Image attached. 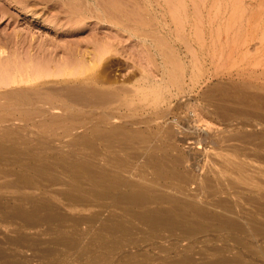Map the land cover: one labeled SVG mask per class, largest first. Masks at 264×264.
Returning <instances> with one entry per match:
<instances>
[{
    "label": "rangeland",
    "instance_id": "1",
    "mask_svg": "<svg viewBox=\"0 0 264 264\" xmlns=\"http://www.w3.org/2000/svg\"><path fill=\"white\" fill-rule=\"evenodd\" d=\"M90 1V3H87L86 0H0V115L3 117H14L15 115L16 118H22L28 112H44L47 117L51 115L59 117L56 120L57 124L55 121L43 125L16 119L7 122L5 126L0 122V131H3L1 132L3 135L0 133V153L2 154H0V191H3V202L7 201L12 205L14 204V200L10 198V195L14 197L13 195H26L27 190L28 194L34 191L39 194L41 202L44 199L43 204L46 203L45 205H48L45 208H50L54 212H57V214L55 213L57 217L55 220L51 222L44 221L35 225V228L23 230L21 229L23 225L22 220L13 217L11 207L8 209H0V221H2L0 222V264H104L103 262L106 259L104 250L103 252L102 250L98 251L101 254L91 252L90 250H87L89 253L86 250L84 252V249L81 250L84 242L86 243L94 238H108L111 240L117 238L125 243L127 241L128 245L130 244L126 249L130 253H133L134 256L128 259L120 258L119 261L117 258L115 260V257L112 258L113 254L110 253V256L108 255L107 258H110L111 264H130L131 262L132 264H165V262L166 264H216L218 261H224V259L227 261L225 264H234L235 262L236 264H264V231L258 233L259 235L239 234L233 236L224 231L222 232L219 226L212 221L207 222L205 220L209 225L208 227L203 222L204 219L199 221L198 218L192 217L190 213L187 215L191 224L183 223L174 226V228L160 226L161 228L157 227L156 229L152 228L147 222L140 221L135 216L136 214L134 212H138L139 209L130 208L129 210L124 205L121 206L123 210L117 208L112 204L110 197L104 198L98 203L90 202L89 204V202L84 200H77L72 196H67L65 193V190L72 184L80 188V185L82 187L93 185L96 189L101 190L102 187L107 186V184H100L102 187L99 188L100 185L97 187L98 185L96 184L99 183L92 176L94 173H90L89 169L82 168L76 163L75 165L73 164L76 162L75 160L78 163V160L90 159L94 155L98 160L106 159L111 161L113 159L111 161L112 165H115V162L119 168H122L124 165L123 167L125 169L127 167L129 170L127 171V169L122 168V172L130 175V177L133 176L132 178L134 179H137V177L140 178V174L143 176L146 175L148 180L152 179L156 194H159L161 190H166V188H169L168 190L171 189L170 191L176 194L186 193L190 190L187 193H193L192 195L194 197L197 195L196 199L198 198L197 200L201 202H205L206 200L205 203H212L224 199V202L228 201L227 203L234 204L236 195H233V192L235 194L240 192L237 190L239 185L235 184L234 186L230 180L228 182L227 179L225 182L223 179V181L215 179L216 166L226 168L214 159L213 155L215 152H224L226 153L224 155L227 156H231L232 154L239 158L238 160L245 159L249 156L248 162L255 167L254 169L258 170L260 166L264 168L263 127L260 129L252 128L248 131H246L247 129H237L235 131L228 129V126L237 127L241 122L249 125L260 123L259 115L252 116L250 114L251 116L248 115L247 117L246 115V117L241 116L240 118H236L238 116H232L230 119H227L215 110V105L221 101L220 98L224 94L235 97L246 94L252 95L253 93L251 97L249 95L245 96L248 99L244 106H247L250 110L253 108V96H257L258 91H261L263 95L264 47L261 46L260 41L254 39V42L243 41V43H235L232 41V37L227 39L226 37L222 38L216 29V25H212L211 23L216 13L212 10L215 4L214 1L216 0H99L101 3L98 0ZM111 4L113 7H111ZM116 6L120 8L118 9ZM243 6L247 18L249 16V18L253 16L257 17L258 15L257 18L262 19V28L264 31V0H260V2L259 0H243ZM121 8L122 12L120 11ZM209 12L212 14H209ZM256 12L259 14H256ZM250 28L252 29L250 24L246 25V31L244 32L246 35L250 33ZM102 53H105L103 57L101 56ZM97 57H102V61L99 66L93 69L90 65L91 60ZM102 69H104L102 75L112 79V85L118 87V97L123 98L124 96L127 99H133L134 101L132 103H123L121 105V103L115 100L110 106L92 108L79 102L77 100L78 97L73 96L72 89L79 88L80 86V89L83 90V86H86L83 80L86 81V78L91 74H93L91 76H95ZM41 72H46L45 77L35 81H29L27 76L36 79V76ZM143 76L148 77L152 81V84H145L146 82ZM80 81L81 83L79 84ZM86 84L88 85L87 81ZM141 87L142 89L156 87L159 93L165 96L167 99L166 102L161 103V105L160 103L158 105L152 104L155 100L153 93L150 97H147L148 102L144 101L145 97H134L135 88ZM240 90H247L252 93L245 92L244 94ZM252 90H256V94ZM237 91H240L239 93L241 94ZM232 93L235 95H231ZM110 111H114L113 113L116 115V118L113 119L115 122L110 120L108 126L107 124L97 125L99 130L106 132V136L104 134L102 137L95 136L94 134L95 137L93 135L91 136L92 131L89 126L92 121L98 124L99 117H101L100 122L105 118V114L103 113ZM261 112L264 113L263 110ZM81 116L83 121H79ZM69 120H72V123ZM113 122L114 125L112 124ZM130 125L132 128H130ZM3 126L5 128L7 127L4 129L6 132L2 129ZM134 126L135 128H133ZM8 127L12 129H8ZM119 127L121 130H118L120 129ZM128 128L131 134L127 132ZM11 130H14L16 134ZM69 131L71 133L67 136V132ZM110 132L115 134L113 135L111 133L108 138L107 136ZM171 132L172 134H170ZM198 132L200 137L195 135ZM238 133L240 136H236ZM142 134L144 137H142ZM124 135L128 136L129 139L128 137L125 139ZM114 136L115 138H111ZM135 136H137L136 138H140L137 139L140 142H137ZM187 136L189 138H186ZM172 137L173 139H171ZM167 138L169 141H167ZM9 140L12 142L10 143ZM128 140L131 142H128ZM202 140L207 144L205 145ZM2 141L3 143H1ZM110 142L112 143L110 144ZM120 142H122L121 145L118 144ZM2 144H6L7 146H3ZM221 147H224V149ZM205 149L206 151H204ZM207 150L210 152H207ZM165 154L166 159L173 166H170V170L167 168L168 171L165 172V176L161 177L155 173L156 171L152 167L146 166L145 164L149 159L148 156L157 155L159 157V155L164 156ZM258 155L262 157L258 158ZM69 162L72 164H68ZM208 166L210 168L212 167L213 170L215 168L214 173L212 168L210 169ZM130 169L134 172H131ZM206 169L210 171V174ZM177 170L183 175L179 174L180 176H178ZM45 171H47L46 174ZM171 171L174 172L172 173ZM128 172L129 174H127ZM131 173L134 175H131ZM154 174L159 177L158 180ZM203 175L210 177H207V179L213 182V185L209 183L211 187L208 186L209 181L203 179ZM166 176L168 177L164 179ZM181 176H184V180ZM198 177H201L204 181L207 180L208 182L205 181L207 184L204 183L205 185H203L201 182L204 181H200ZM193 178H195V182L198 179L200 183L198 181V185L197 183L195 184ZM91 180L94 183L96 182V184L94 185ZM192 180L193 182L191 183ZM215 183L216 186L220 183L217 187L222 188L217 189ZM157 184L159 186H156ZM230 185L233 186L231 187ZM180 186L183 191L179 189ZM196 187L197 189H195ZM191 189H194V191ZM214 189H217L218 192ZM220 189H223L222 193L226 192L224 193L226 196L221 193L222 190ZM230 191L233 192L231 193ZM1 192L0 195L2 194ZM4 192L6 194L8 192L7 195L10 197L6 196ZM247 196H245V199L251 195L248 194ZM260 202L254 199L250 203L244 200L241 202L243 210L245 209L244 212L253 219V224L256 225L260 221L264 222V210L262 209L264 208V200ZM72 203L76 204L73 205ZM69 205H73L74 207H70ZM169 206L171 205L167 206L164 204L162 207L169 209ZM259 206L263 211H259ZM159 207L152 205L151 208L156 209ZM84 208H87V210ZM124 210L127 211L126 214ZM42 211L47 213L49 210L43 209ZM53 211L52 213H54ZM112 211L117 214L116 217L110 216V212ZM43 212L39 214L41 217L45 215ZM62 215L64 216L63 218H61ZM118 224L120 225L118 228L120 227L121 229H119L122 232L119 229L117 230ZM113 225L116 229L112 227ZM122 227H125L126 230ZM18 228L20 229L18 230ZM147 228L151 230L147 231ZM205 228H210V230ZM155 230L157 231L155 232ZM17 231L23 232L27 240L19 241L17 238H19L20 232L18 233ZM64 232L65 234L66 232H71L74 236H78L79 241L82 242L81 247L78 246L81 249L77 247L69 249L67 246L57 244L56 239H59ZM104 232L110 236L104 234ZM132 232L133 237L129 234ZM225 237L227 238L226 240L224 239ZM248 239L249 242L246 241ZM28 240L32 243L28 242ZM189 243H193L194 246ZM184 246L191 252L184 249ZM250 246L251 250L249 249ZM179 249L183 250V253ZM185 250L187 251L185 253L188 255L184 254ZM251 254L254 255L252 256ZM222 255L224 256L222 257ZM238 256L240 257L238 258ZM146 257H149V259H146ZM20 259L22 261L19 262L18 260Z\"/></svg>",
    "mask_w": 264,
    "mask_h": 264
},
{
    "label": "bare ground",
    "instance_id": "2",
    "mask_svg": "<svg viewBox=\"0 0 264 264\" xmlns=\"http://www.w3.org/2000/svg\"><path fill=\"white\" fill-rule=\"evenodd\" d=\"M87 1V3H90L91 1L90 0H86ZM94 1H97V0H94ZM105 1V0H104ZM98 2H99V0H98ZM136 2V1H135ZM212 2V1H211ZM215 2V4H214V6L212 7V10L213 11H215L216 13L214 14V16H213V18H212V21H211V23H212V25H216V29H217V31H218V33H219V35L220 36H222V38H225L226 37V39L227 38H229V37H232V41L233 42H235V43H243V41L245 42V41H248V42H254L255 40H258V41H260V44H261V46L262 47H264V31H263V28H262V19L261 18H257L258 17V15H257V17H251V18H247V16H246V12H245V8H244V6H243V0H216V1H214ZM252 2V1H251ZM259 2H260V0H259ZM99 3H101V2H99ZM169 3V2H168ZM202 3V2H201ZM134 4V3H133ZM165 4H167V3H165ZM183 4V3H182ZM187 4V3H186ZM112 5V4H111ZM168 5V4H167ZM262 5V4H261ZM101 6V5H100ZM115 6V5H114ZM174 6V5H173ZM111 7H113V5L111 6ZM116 7H118V9L120 8L119 6H116ZM136 7V6H135ZM181 7V6H180ZM184 7V6H183ZM192 7V6H191ZM200 7V6H199ZM211 7V6H210ZM170 8V7H169ZM259 8H261V7H259ZM263 8V7H262ZM96 9H98V7H96ZM109 9V8H108ZM133 9V8H132ZM168 9V8H167ZM176 9V8H175ZM93 10V9H92ZM100 10V9H99ZM104 10H106V9H104ZM211 10V11H212ZM258 10V9H257ZM121 12H122V8H121V10H120ZM187 11V10H186ZM210 11V10H209ZM174 12V11H173ZM264 12V11H263ZM198 13V12H197ZM196 13V14H197ZM211 12H209V14H210ZM183 14V13H182ZM186 14V13H185ZM212 14V13H211ZM256 14H259V13H257L256 12ZM264 14V13H263ZM111 15V14H110ZM211 16V15H210ZM262 16V15H261ZM260 17V16H259ZM264 17V16H263ZM113 18V17H112ZM119 18V17H118ZM103 19V18H102ZM118 21V20H117ZM179 21V20H178ZM201 21V20H200ZM264 21V20H263ZM180 22V21H179ZM109 23V22H108ZM195 24V23H194ZM205 24V23H204ZM251 25V27H252V29L249 31L250 33L248 34V32H247V34L248 35H246L244 32L246 31V25ZM183 27V26H182ZM196 27H197V25H196ZM204 27V26H203ZM263 27H264V25H263ZM213 28V27H212ZM202 29V28H201ZM196 30V29H195ZM197 30H199V29H197ZM201 32V31H200ZM199 32V33H200ZM198 33V32H197ZM202 33V32H201ZM255 39V40H254ZM256 46V45H255ZM104 54L105 53H102L101 54V56L103 57L104 56ZM263 56H264V51H263ZM102 57H97L96 59H94V60H91V67L94 69V68H96L97 66H99L100 64H101V61H102ZM88 64V63H87ZM254 65V64H253ZM256 65V64H255ZM88 66V65H87ZM85 67V66H84ZM98 69H100V68H98ZM198 69V68H197ZM81 70V69H80ZM103 70L104 69H102L101 71H98L97 72V74L95 75V76H91V75H93V74H91L90 76H88V78H86V76H85V78H86V81L88 82V85L86 84V81L85 80H83L84 82L83 83H85V85L86 86H83V90H81L80 89V86H79V88H75V89H72L73 90V96H76V97H78V101L79 102H81V103H83V104H86V105H88V106H91L92 108L93 107H107V106H110V104L111 103H113L115 100L117 101V102H119V103H121V105L123 104V103H125V104H128V103H132L134 100L133 99H127L126 97H124L123 96V98L122 97H118V94H119V90H118V87H116V85H112V79H110V78H107L105 75H102L103 74ZM66 71H67V69H66ZM195 71V70H194ZM199 71V70H198ZM70 72H72V71H70ZM79 72H81V71H79ZM69 73V72H68ZM37 74V73H36ZM176 74V73H175ZM180 74V73H179ZM45 75H46V72L44 73V72H41V73H39L37 76H36V79H33V78H31L30 76H27L28 77V79H29V81L30 80H38V79H40V78H42V77H45ZM54 75V74H53ZM67 75V74H66ZM183 75V74H182ZM51 76V75H50ZM62 76H63V74H62ZM73 76V75H72ZM80 76V75H79ZM26 77V78H27ZM34 77V76H33ZM144 77V81L146 82L145 84H148V85H151L152 84V81L148 78V77H145V76H143ZM186 77V76H185ZM47 78V77H46ZM166 78V77H165ZM77 80V79H76ZM75 80V82L77 83V81ZM80 80V79H79ZM182 80H183V78H182ZM22 81V80H21ZM23 82V81H22ZM81 83V81L79 82V84ZM82 83V84H83ZM186 83V82H185ZM6 84H7V82H6ZM108 84H110V85H108ZM164 84V83H163ZM90 85H92V86H90ZM104 86V87H102V86ZM174 85V84H173ZM82 86V85H81ZM101 86V87H100ZM107 86V87H106ZM175 86V85H174ZM86 87V88H85ZM149 87V86H148ZM165 87V86H164ZM71 89H69V90H71ZM88 89V90H87ZM121 91H122V89H121ZM241 91V90H240ZM239 91V92H240ZM243 91V90H242ZM241 91V92H242ZM253 91V90H252ZM236 92V91H235ZM238 92V91H237ZM238 92V93H239ZM244 92V94H245V92L247 93V92H249V91H243ZM253 92H255L254 94H256V90L255 91H253ZM134 97H145V100L144 101H146V102H148V99H147V97H150V95L153 93L154 94V96H155V100H154V102L152 103V104H155V105H158L159 103H160V105H161V103H165L166 102V98H165V96L164 95H161V93H159V91H158V89L155 87V88H143L142 89V87L141 88H135V90H134ZM174 93V92H173ZM249 93H252V92H249ZM261 93V94H260ZM239 94H241V93H239ZM257 96H253V102H252V107L253 108H251V110H250V108L248 109V107L247 106H244L245 105V103L247 102V99L248 98H246L245 96H247V95H249L250 97L253 95V93H252V95H250V94H246V95H243V93H242V95L244 96H235V97H231L229 94L227 95V94H224L221 98H220V102H217V104L215 105V110L216 111H218L221 115H223L225 118H227V119H230L232 116H238V117H236V118H240L241 116L243 117V116H245L246 117V115H247V117H248V115H250V114H252V116L253 115H259V118H260V123H256V124H252V125H249V124H247V123H239V125L237 126V127H233V126H228V129L229 130H239V129H247L246 131H248L249 129H252V128H261V127H263L262 129H264V126H263V124H264V113L263 112H261V110H263L264 111V93H263V95H262V92L260 91H258L257 92ZM231 95H235L234 93H232ZM248 96V97H249ZM72 97V96H71ZM218 98V97H217ZM150 99V98H149ZM250 100V99H249ZM22 102V101H21ZM250 102V101H249ZM77 103V102H76ZM215 103V102H214ZM229 103V104H228ZM251 103V102H250ZM79 104V103H78ZM77 104V105H78ZM82 104V105H83ZM112 105H114V104H112ZM248 105H249V103H248ZM17 106V105H16ZM85 106V105H84ZM1 108V107H0ZM90 108V107H89ZM261 109V110H260ZM113 110V109H112ZM114 110H117V109H114ZM22 111V110H21ZM69 112V111H68ZM114 112V111H113ZM112 111H110V112H104L103 114H105V118L103 119V120H101L100 122H99V120L101 119V117H99L100 119L98 120V124H96L94 121H92V123L90 124V129H91V136L94 134L95 136H103V134L105 135L106 134V132L105 131H103V130H99V128H97L99 125H102V124H104V125H106L107 124V126H108V123H110V120H113V119H115L116 117V115H114V113H113ZM117 112V111H116ZM32 113H35V114H32ZM32 113H30V112H28V113H26V115H24V116H22V118H16L15 117V115H14V117H6V116H1L0 115V122H1V124H3V125H5L6 126V124H7V122H11V121H13V120H16V119H20V120H22V121H26V122H33V123H38V124H47L48 122H56V120L59 118L58 116L57 117H55V116H53V115H51V116H49V117H47L45 114H44V112H32ZM113 113V114H112ZM17 114V113H16ZM21 115V114H20ZM94 115V114H93ZM92 115V116H93ZM101 116H102V114H100ZM18 116V115H17ZM64 116V115H63ZM90 116V115H89ZM251 116V115H250ZM37 117V118H36ZM68 117V116H67ZM80 117V116H79ZM78 117V118H79ZM98 117V116H97ZM34 118H36V120H34ZM63 118V117H62ZM88 118V117H87ZM86 118V120H88ZM90 118V117H89ZM92 118V117H91ZM61 119V118H60ZM65 119H66V117H65ZM68 119H70V118H68ZM94 120H95V118H93ZM92 119V120H93ZM64 120V119H63ZM83 121V119H82V116H81V119L79 120V121ZM96 120H97V118H96ZM59 121H61V120H59ZM70 121V120H69ZM72 121V120H71ZM70 121V123H72ZM75 121V120H74ZM74 121H73V124H74ZM76 121H77V119H76ZM75 121V122H76ZM89 121V120H88ZM114 121V120H113ZM121 121V120H120ZM85 122V121H84ZM90 122H91V120H90ZM115 122V121H114ZM114 122L112 123L113 125H114ZM17 124H19L20 123V121H19V123L18 122H16ZM61 123V122H60ZM81 123H83V122H81ZM95 123V124H94ZM14 124V123H13ZM56 124H57V122H56ZM68 124V123H67ZM78 124V123H77ZM76 124V125H77ZM116 124V123H115ZM122 124V123H121ZM125 124V123H124ZM134 124V123H133ZM20 125V124H19ZM32 125V124H31ZM35 125H37V124H35ZM69 125V124H68ZM98 125V126H97ZM118 125H119V123H118ZM128 125V124H127ZM132 125V124H131ZM131 125H130V128H132L131 127ZM5 126H3V130L4 129H6L5 128ZM67 126V125H66ZM28 127V126H27ZM35 127H38V126H35ZM68 127V126H67ZM66 127V128H67ZM71 127V126H70ZM102 127H104V126H102ZM115 127V126H114ZM121 127V126H120ZM119 127V128H120ZM129 127V126H128ZM78 128V127H77ZM111 128H112V126H111ZM133 128H135V126L133 127ZM8 129H12V128H10V127H8ZM7 129V130H8ZM65 129V128H64ZM104 129V128H103ZM113 129V128H112ZM116 129V128H115ZM137 129V128H136ZM135 129V130H136ZM138 129H139V126H138ZM164 129V128H163ZM16 130V129H15ZM70 130V129H69ZM79 130V129H78ZM105 130H106V127H105ZM118 130H121V128L120 129H118ZM123 130H124V128H123ZM127 130V129H126ZM125 130V131H126ZM129 128H128V131L127 132H129ZM140 130V129H139ZM148 130V129H147ZM168 131H169V129H167ZM172 130V129H171ZM186 130V129H185ZM188 130V129H187ZM228 130V131H229ZM5 131V130H4ZM10 131V130H9ZM12 131V130H11ZM14 131V130H13ZM12 131V132H13ZM68 131V130H67ZM71 131V130H70ZM67 132V136H68V134L69 133H71V132ZM253 131V130H252ZM259 131V130H258ZM1 132H3V131H0V133ZM6 132V131H5ZM11 132V133H12ZM17 132V131H16ZM65 132V131H64ZM117 132V131H116ZM119 132H121V131H119ZM138 132V131H137ZM136 132V133H137ZM152 132H154V131H152ZM194 132V131H193ZM254 132V131H253ZM256 132V131H255ZM263 132H264V130H263ZM14 133H15V131H14ZM13 133V134H14ZM19 133V132H18ZM27 133V132H26ZM107 133H108V131H107ZM112 132H110L109 134H108V138L110 137V134H111ZM130 133V132H129ZM136 133H135V135H136ZM156 133V132H155ZM202 133H204V132H202ZM246 133V132H245ZM244 133V134H245ZM259 133V132H258ZM2 134V133H1ZM4 134H6V133H4ZM10 134V133H9ZM8 134V135H9ZM16 134V133H15ZM14 134V135H15ZM41 134V133H40ZM75 134V133H74ZM113 134V133H112ZM115 134V133H114ZM113 134V135H114ZM122 134V133H121ZM126 134V133H125ZM131 134V133H130ZM133 134H134V132H133ZM138 134H140L139 132H138ZM148 134H149V131H148ZM151 134V133H150ZM154 134V133H153ZM157 134V133H156ZM170 134H172V132L170 133ZM209 134V133H208ZM207 134V135H208ZM235 134V133H234ZM237 134V133H236ZM240 134H241V132H240ZM240 134L238 133V135H236V136H240ZM3 135V134H2ZM7 135V134H6ZM13 135V136H14ZM19 135H20V133H19ZM52 135V134H51ZM58 135V134H57ZM93 135V136H94ZM117 135V134H116ZM115 135V136H116ZM145 135V134H144ZM152 135V134H151ZM155 135V134H154ZM195 135L196 136H199L200 137V135H199V132L198 133H195ZM204 135H205V133H204ZM248 135V134H247ZM246 135V136H247ZM257 135V134H256ZM261 135V134H260ZM12 136V135H11ZM75 136V135H74ZM94 136V137H95ZM106 136V135H105ZM115 136L114 137H111V138H115ZM125 136V135H124ZM123 136V137H124ZM141 136V135H140ZM150 136V135H149ZM167 136V135H166ZM209 136V135H208ZM213 136V135H212ZM264 136V135H263ZM22 137V136H21ZM46 137V136H45ZM44 137V138H45ZM82 137H84V135H82ZM100 137V138H101ZM106 137V138H107ZM118 137H119V134H118ZM121 137V136H120ZM126 137H128V136H125V139H126ZM137 136H135V139L137 140V139H140V138H136ZM139 137V136H138ZM142 137H144L143 136V134H142ZM146 137V136H145ZM175 137V136H174ZM211 137V136H210ZM209 137V138H210ZM251 137H253V136H251ZM18 138H19V136H18ZM105 138V137H104ZM148 138V137H147ZM146 138V139H147ZM150 138V137H149ZM186 138H189L188 136L186 137ZM230 138V137H229ZM246 138V137H245ZM26 139V138H25ZM93 139H95V138H93ZM96 139H99V138H96ZM128 139H129V137H128ZM133 139V138H132ZM143 139H145V138H143ZM171 139H173V137L171 138ZM214 139V138H213ZM217 139V138H216ZM248 139V138H247ZM252 139V138H251ZM11 140V139H10ZM10 140H9V142H10ZM63 140V139H62ZM91 140V139H90ZM103 140H105V139H103ZM110 140V139H109ZM113 140V139H112ZM131 140V139H130ZM130 140H128V142L130 141ZM136 140H134V141H136ZM142 140V139H141ZM148 140V139H147ZM162 140V139H161ZM181 140V139H180ZM189 140V139H188ZM219 140V139H218ZM228 140V139H227ZM245 140V139H244ZM249 140H250V138H249ZM264 140V139H263ZM4 141L6 142V140L4 139ZM101 141V140H100ZM108 141V140H107ZM106 141V142H107ZM114 141H116V140H114ZM121 141H123V140H121ZM144 141V140H143ZM167 141H169L168 140V138H167ZM191 141V140H190ZM201 141V140H200ZM199 141V142H200ZM203 141V140H202ZM211 141V140H210ZM221 141V140H220ZM243 141V140H242ZM8 142V141H7ZM12 142V141H11ZM10 142V143H11ZM51 142V141H50ZM89 142V141H88ZM119 142V141H118ZM124 142V141H123ZM131 142V141H130ZM137 142H140V141H138L137 140ZM142 142V141H141ZM204 142V141H203ZM1 143H3V141L1 142ZM57 143V142H56ZM84 143V142H83ZM91 143V142H90ZM109 143V142H108ZM112 142H110V144H111ZM121 143L122 142H120V143H118V144H120L121 145ZM196 143V142H195ZM13 144V143H12ZM93 144V143H92ZM91 144V145H92ZM101 144V143H100ZM107 144V143H106ZM125 144V143H124ZM127 144V143H126ZM144 144V143H143ZM162 144V143H161ZM173 144V143H172ZM171 144V145H172ZM204 144L206 145L207 143H205L204 142ZM219 144V143H218ZM3 145V144H2ZM6 145V144H5ZM5 145H3V146H5ZM9 145H11V144H9ZM108 145V144H107ZM113 146H114V144H112ZM131 145V144H130ZM136 145H137V143H136ZM147 145V144H146ZM169 146H170V144H168ZM197 145V144H196ZM202 145H203V143H202ZM202 145H199V146H202ZM7 146V145H6ZM15 146V145H14ZM93 146H95V145H93ZM105 146V145H104ZM124 146V145H123ZM132 146V145H131ZM142 146V145H141ZM215 146V145H214ZM221 146V145H220ZM223 146V145H222ZM225 146H226V144H225ZM2 147V146H1ZM24 147V146H23ZM41 147V146H40ZM82 147V146H81ZM92 147V146H91ZM108 147H109V145H108ZM111 147V146H110ZM115 147V146H114ZM113 147V148H114ZM122 147V146H121ZM125 147V146H124ZM149 147V146H148ZM172 147V146H171ZM204 147V146H203ZM208 147V146H207ZM229 147V146H228ZM242 147H244V146H242ZM258 147V146H257ZM8 148V147H7ZM9 148H11V147H9ZM22 148V147H21ZM107 148V147H106ZM112 148V147H111ZM160 148V147H159ZM193 148H195V147H193ZM199 148V147H198ZM200 148H202V147H200ZM222 148V147H221ZM240 148H241V146H240ZM246 148V147H245ZM14 149V148H13ZM95 149V148H94ZM148 149V148H147ZM217 149H219V148H217ZM222 149H224V147L222 148ZM225 149H228V148H225ZM5 150H6V148H5ZM49 150V149H48ZM196 150V149H195ZM69 151H71V150H69ZM68 151V152H69ZM121 151V150H120ZM161 151V150H160ZM179 151V150H178ZM204 151H206V149L204 150ZM209 150H207V152H208ZM213 151V150H212ZM224 151V150H223ZM262 151V150H261ZM2 152V151H1ZM73 152V151H72ZM96 152V151H95ZM109 152V151H108ZM148 152V151H147ZM210 152V151H209ZM256 152V151H255ZM110 153H112V152H110ZM154 153V152H153ZM160 153H162V152H160ZM206 153V152H205ZM1 154V153H0ZM4 154V153H3ZM7 154V153H6ZM17 154V153H16ZM71 154V153H70ZM114 154V153H113ZM112 154V155H113ZM130 154V153H129ZM157 154V153H156ZM178 154V153H177ZM207 154V153H206ZM224 154H226V153H224V152H215L214 153V155H213V157H214V159L217 161V162H219V163H221V164H223L224 165V167H226V168H223V167H219V166H216V177H215V179L216 180H218V179H220L219 181H227V179H228V182H229V180L231 181V182H233V184H234V186H235V184L236 185H239L237 188H235V189H237L238 191H240V192H238V194H235L233 191V195H236V197L234 198V196H233V198H234V204H229V203H227L228 201H226V202H224L223 200H218V201H214V202H212V203H205L206 202V200H205V202H201V201H198L197 199H196V196L194 197V195H192V194H189V193H187L188 191H190V190H188L186 193H173V192H171L170 190H168L169 188H166V190H161L160 191V193L159 192H157V193H159V194H156L155 193V190H154V187H153V182H152V179L151 180H148L147 178H146V175L145 176H143V175H141L140 174V178L139 177H137V176H135V177H137V179H134V178H132L133 176H131L130 177V175H126V174H124L123 172H122V168H124L125 169V167H123L122 165V168H119V166H117L116 164L117 163H115L114 162V164L115 165H112V160L111 161H109V160H106V159H100V160H102V161H100V160H98V159H96V157H95V155H94V157H91L90 159L89 158H87V159H81V160H78L79 162L77 163V160H75L76 162H74L73 164L75 165V163L76 164H78V166H81L82 168H86V169H89L90 170V173L92 172V174L94 173V175H92L95 179H96V181L99 183V184H96V182L94 183L92 180V178H91V176H90V178L92 179L91 181L94 183V185L96 184V185H98L97 187H99V185L100 184H107V186L106 187H102L101 185H100V187L99 188H101L102 187V190L101 189H96L93 185L92 186H86V187H82V185H80L81 186V188L80 187H78L76 184V186H73V184L72 185H69V187L65 190V193L67 194V196L69 195V196H72L74 199H77V200H84V201H86V202H89V204H90V202L91 203H98L100 200H102V199H104V198H107V197H110L111 199H112V204L115 206V207H117V208H121L122 210H123V207H121V206H125V208L126 209H128L129 208V210H130V208H134V209H139L138 210V212H134L133 210V212H134V214H136L135 216L137 217V218H139L140 219V221L142 220V221H144V222H147V224H149L152 228H156L157 229V227H159V228H161V227H173L174 228V226H176V225H179V224H187V223H190V221H189V218H188V213H190V215L192 216V217H196V218H198L199 219V221L200 220H202V219H204V223L205 224H207L206 222H205V220L207 221V222H209V221H212L213 223H215L216 225H218L219 226V229H221L222 230V232L224 231L225 233H229L230 235H233V236H236V235H239V234H245V235H259L258 233H261V231H264V222H261L260 221V223H258V225H256V224H253V219L252 218H250L248 215H247V213L246 212H244V210H243V207H242V205H241V202L244 200L245 202H251V200H255V201H257V202H260V201H263L264 200V168L263 167H261L260 166V169H258V170H256V169H254L255 167H253V165H251V163L250 162H248V157H246L245 159L243 158V159H240V160H238L239 158H237V157H235V156H233L232 154H231V156H227V155H224ZM228 154V153H227ZM246 154V153H245ZM244 154V155H245ZM256 154V153H255ZM262 154V153H261ZM2 155V154H1ZM10 155V154H9ZM116 155V154H115ZM158 155V154H157ZM155 156V155H152V156H148L149 157V159H148V161H147V163L145 164L146 166H149V167H152L156 172V174L158 175V176H165V172H167L168 170H170V166L172 165V164H170L171 162L168 160V159H166V154L164 155V156H160L159 155V157L158 156ZM74 156V155H73ZM186 156V155H185ZM191 156V155H190ZM208 156V155H207ZM206 156V157H207ZM255 156V155H254ZM9 157V156H8ZM70 157V156H69ZM68 157V158H69ZM145 157V156H144ZM172 157V156H171ZM200 157V156H199ZM260 156L258 155V158H259ZM262 157V156H261ZM260 157V158H261ZM2 158H4L3 156H2ZM12 158V157H11ZM100 158V157H99ZM257 158V159H258ZM17 159V158H16ZM108 159H110V158H108ZM132 159V158H131ZM208 160H209V158H207ZM73 161H74V159H72ZM178 160V159H177ZM213 160V159H212ZM250 160H252V159H250ZM211 161V160H210ZM257 161V160H256ZM264 161V160H263ZM119 162V161H118ZM213 162V161H212ZM252 162V161H251ZM71 162H69L68 164H70ZM121 163V162H120ZM120 163H118L119 165H120ZM138 163V162H137ZM264 163V162H263ZM67 164V165H68ZM72 164V163H71ZM131 164V163H130ZM174 164V163H173ZM63 166V165H62ZM173 166V165H172ZM177 166V165H176ZM263 166V165H262ZM72 167V166H71ZM182 167V166H181ZM203 167V166H202ZM209 167V166H208ZM208 167H207V169H208ZM65 168V167H64ZM131 168V167H130ZM151 168V169H152ZM167 168H169L168 170H167ZM174 167H172V169H173ZM184 168V167H183ZM210 168V167H209ZM212 168V167H211ZM210 168V169H211ZM253 168V169H252ZM74 169H75V166H74ZM123 169V170H124ZM126 169H127V167H126ZM125 169V170H126ZM150 169V168H149ZM153 169H152V172H153ZM166 169V171H164ZM193 169H194V167H193ZM203 169H204V167H203ZM206 169V170H207ZM209 169V170H210ZM227 169V170H226ZM82 170V169H81ZM129 169H127V171H128ZM131 170V169H130ZM148 170V169H147ZM174 170H175V168H174ZM212 170H213V168H212ZM214 170H215V168H214ZM214 170H213V173H214ZM229 170V171H228ZM43 171V170H42ZM48 171V170H47ZM47 171H45V174H46V172ZM176 171V170H175ZM208 171V170H207ZM130 172V171H129ZM129 172L127 173V174H129ZM131 172H134V171H132L131 170ZM170 172V171H169ZM172 172V171H171ZM174 172V171H173ZM172 172V173H173ZM177 172H178V170H177ZM198 172V171H197ZM202 172H204L203 170H202ZM201 172V173H202ZM69 173V172H68ZM89 173V172H88ZM142 173V172H141ZM171 173V174H172ZM208 173L210 174V171H208ZM211 173H212V171H211ZM48 174V173H47ZM133 173H131V175H132ZM137 174V173H136ZM143 174V173H142ZM145 174V173H144ZM156 174H154L155 175V177H156V179L158 180V178L159 177H157L156 176ZM179 174H181V173H179L178 172V176H180ZM188 174V173H187ZM186 174V175H187ZM204 174H205V172H204ZM134 175V174H133ZM168 175V174H167ZM174 175H175V173H174ZM173 175V176H174ZM181 175H183V174H181ZM200 175V174H199ZM211 175H213V174H211ZM151 176V175H150ZM169 176H170V173H169ZM204 176V178L203 179H207V177H209V176H205V175H203ZM4 177V176H3ZM168 176H166L164 179H166ZM177 177V176H176ZM182 177V176H181ZM184 177V176H183ZM182 177V178H183ZM194 177V176H193ZM201 177L199 178L198 177V179L201 181V180H203V179H201ZM206 177V178H205ZM26 178V177H25ZM82 178V177H81ZM180 178V177H179ZM182 178H180V179H182ZM192 178V177H191ZM191 178H190V180H191ZM210 178V177H209ZM77 179V178H76ZM150 179V178H149ZM194 179V183L196 184L199 180L198 179H196L197 181L195 182V178H193ZM223 179V180H222ZM42 180V179H41ZM183 180H184V178H183ZM208 180V179H207ZM207 180H205V181H207ZM210 180H212V179H210ZM50 181V180H49ZM77 181V180H76ZM166 181V180H165ZM200 181H199V183H200ZM204 181V180H203ZM201 182V183H203V185H205L204 183H206V182ZM209 181V180H208ZM207 181V182H208ZM213 181V180H212ZM215 181V180H214ZM193 182V180L191 181V183ZM216 182V181H215ZM180 183V182H179ZM209 183H212V185H213V182H208V186H209ZM217 183V182H216ZM216 183H215V186H216ZM78 184V183H77ZM207 184V183H206ZM219 185H220V183H218ZM223 184V183H222ZM226 185H227V183H225ZM50 185V184H49ZM197 185H198V183H197ZM201 185V184H200ZM203 185H201L202 187H203ZM211 185V184H210ZM219 185H217V186H219ZM156 186H159L158 184L156 185ZM216 186V187H217ZM221 186H223V185H221ZM231 187L233 186V185H230ZM163 187V186H162ZM198 187V186H197ZM197 187L195 188V189H197ZM200 187V186H199ZM205 187V186H204ZM209 187H211V186H209ZM208 187V188H209ZM231 187H229V188H231ZM12 188V187H11ZM206 188H207V186H206ZM215 188V187H214ZM219 188H222V187H219ZM218 187H217V189H219ZM224 189L226 188V187H223ZM156 189V188H155ZM160 189V188H159ZM181 191H183V189H181V186H180V188H179ZM178 189V190H179ZM203 189H205V188H203ZM217 189H214L215 191H217L218 192V190ZM227 189V188H226ZM179 190V191H180ZM192 190V189H191ZM210 190H211V188H210ZM209 190V191H210ZM220 190H222L221 191V193L223 192V189H220ZM230 190V189H229ZM234 190V189H233ZM33 191V190H32ZM159 191V190H158ZM192 191H194V189L192 190ZM199 191V190H198ZM212 191V190H211ZM1 192V191H0ZM3 192V191H2ZM1 192V193H2ZM6 192V191H5ZM4 192V194H6ZM19 192V191H18ZM20 192H21V190H20ZM19 192V193H20ZM229 192V191H228ZM227 192V193H228ZM231 192V191H230ZM231 192V193H232ZM155 193V194H154ZM219 193H220V191H219ZM224 193H226V192H224ZM224 193H222L223 195H225ZM230 193V194H231ZM7 194H8V192H7ZM6 194V196H8ZM22 194H23V190H22ZM27 194H28V190H27ZM13 195L14 197H12V195H10V196H8V197H10L11 199H13L14 200V204H12V205H10V203L9 202H7V201H5V202H3V198H2V195H3V193L0 195L1 197H0V209H8L9 207H11V209H12V213H13V217L15 218V217H17L18 219H20V220H22V222H23V225L21 226L22 228L21 229H23V230H27L28 228H35V225H37V224H39V223H41V222H44V221H46V222H51V221H53V220H55L57 217H56V215H55V213L57 214V212H54L52 209H50V208H45V207H48V205H45V204H43V201H44V199H43V201L41 202V198H40V196H39V194L37 193V192H32V193H30V194H28V195ZM154 194V195H153ZM248 194H250L251 196L249 197V198H246L245 199V196H247ZM41 195V194H40ZM228 195V194H227ZM232 195V194H231ZM42 196H44V195H42ZM41 196V197H42ZM207 196V195H206ZM226 196V195H225ZM4 197V196H3ZM209 197V196H208ZM216 197V196H215ZM228 197H229V195H228ZM248 197V196H247ZM7 198V197H6ZM9 198V199H10ZM68 198V197H67ZM71 198V197H70ZM207 198V197H206ZM205 198V199H206ZM223 198V197H222ZM230 198V197H229ZM232 198V199H233ZM10 199V200H11ZM48 199V198H47ZM214 199V198H213ZM220 199V198H219ZM231 199V198H230ZM9 200V201H10ZM201 200H202V198H201ZM248 200V201H247ZM47 201H49V200H47ZM46 201V202H47ZM233 201V200H232ZM50 202V201H49ZM74 202V201H73ZM75 202H76V200H75ZM80 202V201H79ZM78 202V203H79ZM86 202H85V204H86ZM13 203V202H12ZM48 203V202H47ZM52 203V202H51ZM261 203V202H260ZM49 205H50V203H48ZM73 205H75L76 203H72ZM164 204H166L167 206L168 205H171V206H169L170 208L169 209H166V208H163L162 206H164ZM175 204V205H174ZM255 204H257V203H255ZM255 204H253V205H255ZM52 205H54L53 203H52ZM73 205H71V206H73ZM79 205V204H78ZM152 205H156V206H160L159 208H156V209H152L151 207H152ZM162 205V206H161ZM258 205V204H257ZM256 205V206H257ZM70 206V205H69ZM68 206V207H69ZM70 206V207H71ZM77 206V205H76ZM83 206H85V205H83ZM151 206V207H150ZM251 206V205H250ZM255 206V207H256ZM50 207V206H49ZM57 207V206H56ZM74 207V206H73ZM117 208H115V209H117ZM258 208V207H257ZM261 207L259 206V208L258 209H260ZM49 210V211H47V213H44L42 210ZM53 209H55V207H53ZM72 209V208H71ZM74 209V208H73ZM84 209H86L87 210V208H84ZM100 209H102V208H100ZM106 209V208H105ZM263 210H264V208H262ZM262 209H260L259 211H261ZM54 212V213H52V211ZM56 210V209H55ZM58 210H60V209H58ZM57 210V211H58ZM262 210V211H263ZM5 211V210H4ZM7 211V210H6ZM9 211V210H8ZM61 211V210H60ZM258 211V212H259ZM41 212H43L45 215L44 216H40L39 214H41ZM46 212V211H45ZM126 212L127 211H125L124 210V213L126 214ZM4 213V212H3ZM9 214H10V212H8ZM8 213H7V215H8ZM123 213V214H124ZM129 213H130V211H129ZM128 213V214H129ZM132 213V212H131ZM62 214V213H61ZM95 214V213H94ZM127 214V215H128ZM133 215V214H132ZM4 216V215H3ZM10 216V215H9ZM60 216V215H59ZM58 216V217H59ZM94 216V215H93ZM110 216L111 217H116L117 216V214L115 213V212H110ZM131 216V215H130ZM5 217V216H4ZM64 216L62 215V217L61 218H63ZM67 217V216H66ZM123 217V216H122ZM132 217V216H131ZM134 217V216H133ZM135 217V218H136ZM191 217V218H192ZM1 218H2V216H1ZM108 218V217H107ZM110 218V217H109ZM65 219V218H64ZM117 219H119V218H117ZM116 219V220H117ZM126 219V218H125ZM194 219V218H193ZM114 220V219H113ZM61 221V220H60ZM64 221V220H63ZM83 221V220H82ZM105 221V220H104ZM107 221H109V220H107ZM121 221H122V218H121ZM137 221V220H136ZM193 221V220H192ZM195 221H197V220H195ZM199 221H197V222H199ZM0 222H2V221H0ZM111 222V221H110ZM124 222V221H123ZM128 222V221H127ZM137 222H139V221H137ZM102 223V222H101ZM107 223V222H106ZM113 223V222H112ZM119 223V222H118ZM125 223H126V221H125ZM202 223V222H201ZM203 223V224H204ZM3 224V223H2ZM103 224V223H102ZM131 224V223H130ZM141 224V223H140ZM146 224V223H145ZM191 224V223H190ZM193 224V223H192ZM211 224V223H210ZM11 225V224H10ZM101 225V224H100ZM105 225V224H104ZM107 225H109V224H107ZM106 225V226H107ZM115 225H116V223H115ZM127 225V224H126ZM138 225V224H137ZM142 225V224H141ZM189 225V224H188ZM200 225V224H199ZM208 225V224H207ZM85 226V225H84ZM95 226V225H94ZM103 226V225H102ZM118 226H120L119 224L117 225V230L120 228H118ZM122 226H123V223H122ZM132 227H134L133 225H131ZM135 226H136V224H135ZM140 226V225H139ZM161 226V227H160ZM187 226V225H186ZM211 227H212V224L210 225ZM214 226V225H213ZM101 227V226H100ZM112 227H114V225L112 226ZM126 227V226H125ZM125 227L123 228L124 230H126L125 229ZM128 227H130V226H128ZM131 227V228H132ZM138 227V226H137ZM191 227V226H190ZM208 227H209V225H208ZM215 227V226H214ZM95 228V227H94ZM115 228V227H114ZM142 228V227H141ZM145 228V227H144ZM194 228V227H193ZM20 228H18V230H19ZM116 229V228H115ZM114 229V230H115ZM121 229V228H120ZM119 229V230H120ZM134 229H135V227H134ZM168 229V228H167ZM170 229V228H169ZM205 229H209L210 230V228H205ZM212 229V228H211ZM213 229H215V228H213ZM216 229H217V226H216ZM98 230V229H97ZM112 230V229H111ZM116 230V231H117ZM147 231L148 230H151V229H146ZM161 230V229H160ZM177 230V229H176ZM175 230V231H176ZM183 230V229H182ZM192 230V229H191ZM203 230V229H202ZM201 230V231H202ZM95 231V230H94ZM121 231V230H120ZM129 231V230H128ZM143 231V230H142ZM153 231V230H152ZM157 230H155V232H156ZM169 231V230H168ZM172 231V230H171ZM183 231H185V230H183ZM193 231V230H192ZM191 231V232H192ZM205 231V230H204ZM216 231V230H215ZM18 232V231H17ZM20 232V236H19V238H17V239H19V241H22V240H27V239H25L26 237L24 236V233L23 232H21V231H19ZM18 232V233H19ZM34 232V231H33ZM95 232H97V231H95ZM114 232V231H113ZM122 232V231H121ZM149 232H151V231H149ZM154 232V231H153ZM61 233H63V231H61ZM93 233V232H92ZM179 233V232H178ZM186 233V232H185ZM193 233V232H192ZM264 233V232H263ZM262 233V234H263ZM97 234H98V232H97ZM104 234H107V235H109L108 233H105L104 232ZM113 234V233H112ZM111 234V235H112ZM129 234H133V232L132 233H129ZM150 234V233H149ZM153 234V233H152ZM182 234V233H181ZM180 234V235H181ZM59 235V234H58ZM93 235V234H92ZM115 235V234H114ZM119 235V234H118ZM128 235V234H127ZM148 235V234H147ZM154 235V234H153ZM158 235H159V232H158ZM184 235V234H183ZM242 235V236H243ZM81 236V235H80ZM110 236V235H109ZM121 236H123V235H121ZM125 236V235H124ZM128 236H130V235H128ZM152 236V235H151ZM150 236V237H151ZM157 236V235H156ZM177 236V235H176ZM226 236V235H225ZM261 236V235H260ZM17 237V236H16ZM58 237V236H57ZM131 237V236H130ZM132 237H133V235H132ZM144 237V236H143ZM149 237V238H150ZM194 237H195V235H194ZM224 237V236H223ZM227 237V236H226ZM224 238L225 240L227 239V238ZM264 237V236H263ZM59 238V237H58ZM115 238V237H114ZM113 238V239H114ZM121 238V237H120ZM154 238H155V236H154ZM243 238V237H242ZM247 238V237H246ZM16 239V240H17ZM56 239V238H55ZM54 239V240H55ZM129 239V238H128ZM127 239V240H128ZM131 239V238H130ZM151 239H152V237H151ZM240 239V238H239ZM260 239V238H259ZM123 240V239H122ZM132 240V239H131ZM180 240V239H179ZM189 240V239H188ZM224 240V241H225ZM231 240V239H230ZM243 240V239H242ZM245 240V239H244ZM256 240V239H255ZM158 241V240H157ZM192 241H193V238H192ZM247 242H249V239L248 240H246ZM258 241V240H257ZM261 241V240H260ZM18 242V241H17ZM28 242H31L30 240H28ZM49 242V241H48ZM133 242V241H132ZM136 242V241H135ZM149 242V241H148ZM199 242V241H198ZM237 242H239V241H237ZM32 243V242H31ZM31 243H30V245H31ZM54 243V242H53ZM52 243V244H53ZM56 243L57 244H62V245H64V246H67V247H69V249L70 248H74V247H77V248H80L81 247V243L82 242H80L79 241V238H78V236H74V234H72L71 232H66V234H65V232H64V234H62L61 236H60V238L59 239H56ZM128 243H130V242H128ZM137 243V242H136ZM142 243V242H141ZM194 243V242H193ZM193 243H189V244H193ZM241 243H243L244 244V242H242L241 241ZM250 243H251V241H250ZM249 243V245H251ZM263 243V242H262ZM27 244H29V243H27ZM47 245H48V243H46ZM134 244V243H133ZM149 244V243H148ZM152 244V243H151ZM215 244V243H214ZM220 244V243H219ZM224 244V243H223ZM236 244V243H235ZM257 244V243H256ZM264 244V243H263ZM50 245V244H49ZM83 246H82V249L81 250H83L84 249V252H85V250L87 251V250H90L91 252H97V253H99L98 251L99 250H102V252H103V250H104V252L106 253L105 254V257H106V259H105V261L103 262L104 264H111V260H109L110 258H107V256L109 255L110 256V253H112L113 255V257L112 258H114L115 257V260H116V258L117 259H119V261H120V258H122V259H124V258H132L133 256H134V254L133 253H130L127 249H126V247L127 246H129L128 244H127V241H126V243L124 242V241H121V240H118L117 238L115 239V240H111V239H108V238H104V239H102V238H94L93 240H90V241H87L86 243L84 242V244H82ZM154 245V244H153ZM201 245V244H200ZM237 245V244H236ZM260 245V244H259ZM78 246H80V247H78ZM181 246V245H180ZM192 246V245H191ZM193 246H194V244H193ZM214 246V245H213ZM245 246V245H244ZM243 246V247H244ZM255 246V245H254ZM257 247H258V245H256ZM261 246V245H260ZM260 246H259V248H260ZM51 247H52V245H51ZM50 247V248H51ZM67 247H65V248H67ZM177 247V246H176ZM189 247V246H188ZM224 247V246H223ZM226 247H228V246H226ZM242 247V246H241ZM41 248V247H40ZM46 248V247H45ZM53 248H54V246H53ZM77 248H75V249H77ZM192 248V247H191ZM194 248V247H193ZM211 248V247H210ZM246 248V247H245ZM251 248V246L249 247V249ZM262 248V247H261ZM52 249V248H51ZM50 249V250H51ZM54 249H56V248H54ZM79 249V250H80ZM184 249H186V246H184ZM202 249V248H201ZM224 249H225V247H224ZM247 250H248V248H246ZM254 249V248H253ZM252 249V250H253ZM3 250V249H2ZM1 250V251H2ZM5 250V249H4ZM152 250V249H151ZM159 250V249H158ZM180 250V249H179ZM186 250H188V249H186ZM184 251V254H187V253H185V252H187V251ZM226 250V249H225ZM251 250V249H250ZM262 250H263V248H262ZM78 251V250H77ZM143 251V250H142ZM178 251V250H177ZM181 252L183 251V250H180ZM189 251V250H188ZM222 251V250H221ZM227 251V250H226ZM256 251V250H255ZM255 251H253V252H255ZM259 251H260V249H259ZM259 251H257V252H259ZM5 252V251H4ZM9 252V251H8ZM83 252V251H82ZM88 252V251H87ZM189 252H191V251H189ZM250 252V251H249ZM252 252V251H251ZM264 252V251H263ZM89 253V252H88ZM161 253V252H160ZM183 253V252H182ZM223 253H225V252H223ZM13 254V253H12ZM82 254V253H81ZM84 254V253H83ZM87 254V253H86ZM91 254V253H90ZM95 254V253H94ZM99 254H101V253H99ZM184 254H183V256H184ZM189 254H191V253H189ZM193 254V253H192ZM222 254V253H221ZM255 254V253H254ZM253 254V255H254ZM257 254V253H256ZM32 255V254H31ZM96 255V254H95ZM103 255H104V253H103ZM116 255V256H115ZM118 255V256H117ZM166 255V254H165ZM188 255V254H187ZM217 255V254H216ZM237 255H239V254H237ZM252 255V254H251ZM252 255V256H253ZM2 256V255H1ZM6 256V255H5ZM15 256V255H14ZM18 256V255H17ZM138 256V255H137ZM182 256V257H183ZM206 256V255H205ZM213 256H215V255H213ZM224 255H222V257H223ZM226 256V255H225ZM13 257V256H12ZM19 257V256H18ZM101 257V256H100ZM231 257V256H230ZM240 256H238V258H239ZM242 258H243V256H241ZM9 258V257H8ZM15 258V257H14ZM91 258V257H90ZM111 258V259H112ZM149 259V257H146V259ZM203 258V257H202ZM36 259V258H35ZM96 259H98V258H96ZM151 259V258H150ZM165 259V258H164ZM166 259H168V258H166ZM194 259V258H193ZM209 259H211V258H209ZM232 259H233V257H232ZM129 260H131V259H129ZM143 260V259H142ZM183 260V259H182ZM206 260V259H205ZM208 260V259H207ZM206 260V261H207ZM212 260H213V258H212ZM211 260V261H212ZM4 261V260H3ZM19 262L20 261H22V259H20V260H18ZM52 261V260H51ZM93 261H94V259H93ZM122 262H123V260H121ZM125 261V260H124ZM128 261V260H127ZM133 261V260H132ZM135 261H136V259H135ZM138 261V260H137ZM206 261H204V262H206ZM209 261V260H208ZM11 262V261H10ZM18 262V263H19ZM89 262V261H88ZM96 262H97V260H96ZM118 262V261H117ZM121 262V263H122ZM149 262V261H148ZM151 262V261H150ZM198 262V261H197ZM201 262V261H200ZM216 262V261H215ZM231 262V261H230ZM244 262V261H243ZM255 262V261H254ZM5 263V262H4ZM6 263H7V261H6ZM73 263V262H72ZM130 263V262H129ZM137 263V262H136ZM164 263V262H163ZM225 263H227V261L224 259V261H218L216 264H225ZM233 263V262H232ZM249 263H250V261H249ZM253 263V262H252ZM20 264V263H19ZM53 264V263H52ZM62 264V263H61ZM116 264V263H115ZM119 264V263H118ZM128 264V263H127ZM130 264H132V262L130 263ZM135 264V263H134ZM165 264H166V262H165ZM168 264V263H167ZM203 264V263H202ZM214 264V263H213ZM234 264H236V262L234 263ZM244 264V263H243ZM251 264V263H250ZM254 264V263H253Z\"/></svg>",
    "mask_w": 264,
    "mask_h": 264
}]
</instances>
